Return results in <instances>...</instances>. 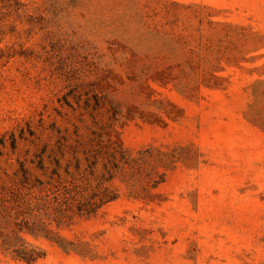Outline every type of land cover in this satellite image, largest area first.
I'll return each instance as SVG.
<instances>
[{"label":"rangeland","instance_id":"obj_1","mask_svg":"<svg viewBox=\"0 0 264 264\" xmlns=\"http://www.w3.org/2000/svg\"><path fill=\"white\" fill-rule=\"evenodd\" d=\"M0 264H264V0H0Z\"/></svg>","mask_w":264,"mask_h":264}]
</instances>
